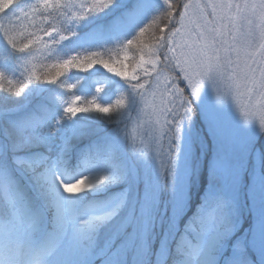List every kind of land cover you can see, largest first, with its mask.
Here are the masks:
<instances>
[{
  "label": "snow or ice",
  "instance_id": "6c2138e0",
  "mask_svg": "<svg viewBox=\"0 0 264 264\" xmlns=\"http://www.w3.org/2000/svg\"><path fill=\"white\" fill-rule=\"evenodd\" d=\"M0 46V264H81L99 218L83 220L79 198L107 179L88 172L109 162L106 145L119 137L100 135L101 117L116 123L150 96L163 101L167 73L178 68L195 95L193 76L230 72L237 91L264 101V0H0ZM95 65L120 78L114 104L59 91L81 84L73 69ZM37 95L45 99L33 104ZM188 101L161 103L163 120L146 132L169 131ZM162 137L144 151H161Z\"/></svg>",
  "mask_w": 264,
  "mask_h": 264
},
{
  "label": "rangeland",
  "instance_id": "374dc122",
  "mask_svg": "<svg viewBox=\"0 0 264 264\" xmlns=\"http://www.w3.org/2000/svg\"><path fill=\"white\" fill-rule=\"evenodd\" d=\"M95 72L91 70L89 76L96 98L113 89L112 80H120L106 69L101 72L111 78L100 80ZM175 72L196 103L211 139L208 172L203 177L208 146L203 137L199 139L201 160H195L196 126L188 104L187 114L169 131L156 123L152 132H146L157 119L163 120L161 103L167 105L182 95L177 78L167 73L163 101L159 94L150 96L131 118L122 116L103 128L108 133L119 129V137L107 144L112 148L105 150L116 166L107 163L88 172L96 181L107 179L79 198L82 219L99 218L92 221L82 244L81 264H264V143L257 146L264 133V101L237 91L230 72L193 76V82L200 81L195 95L185 74L178 68ZM101 86L104 92H97ZM3 96L0 91V100ZM81 115L86 114L78 113L77 118ZM153 133L163 136L158 141L162 150L144 151ZM193 197L196 208L184 219ZM108 227L106 239L103 235V240H95Z\"/></svg>",
  "mask_w": 264,
  "mask_h": 264
},
{
  "label": "trees",
  "instance_id": "16d2710c",
  "mask_svg": "<svg viewBox=\"0 0 264 264\" xmlns=\"http://www.w3.org/2000/svg\"><path fill=\"white\" fill-rule=\"evenodd\" d=\"M150 18L151 17L149 16L147 19H150ZM0 59H1L0 62H2L3 59H4V49H3L2 46H0ZM99 67H100L99 65H95L92 68H90L88 70V72H86V73L85 72H79L78 70L73 69L72 72L69 73V75L72 76L73 80H75L77 77H79L80 80H81V84H78L77 85V89H74V90L61 89L59 91L62 92L64 96L70 97L73 91H78V90H81V88H82V92H81L82 100H81V103H84L85 101L93 102V100H95V101L97 100L98 103H100V104L101 103L104 104V105H106V104L108 105L110 103L112 104L115 101L116 96L118 95V93L114 89L111 90L110 88H107L105 94H102V95H100L99 97L96 98L95 89L91 85V82H90V79H89L90 72H91V70H95L96 71V69L99 68ZM95 73H96L95 77L100 78V80L102 78L103 79L111 78V75L107 76L106 73H102L101 71L100 72H95ZM171 73L177 78V79L175 78L176 79V83L179 85V87L181 89V92H182V95H189L188 105L190 106L191 115H192V117H193V119L195 121V126H196V138H195V142H194V150H195L194 156H195V160L196 161L197 160H199V161L201 160L200 154H201V151H202V146L200 145L201 143H200L199 139L201 137H203L204 141L208 144V146L206 147V150H204L206 155L204 157V161H203L202 169H201V172L203 173V177H205V173L208 172V160H209L210 151L212 149V147H211V139H210V137H209V135L207 133L206 126H205V124H204V122L202 120L200 111H199L196 103L192 99L191 95L189 94V92H188V90L186 88V85L183 83L180 75L178 73H176L175 71L171 72ZM38 74H39V72H38ZM60 79H66V77H61ZM57 83H59V80H57ZM4 86L8 87L6 82H5ZM50 87H54V86H50ZM109 90H111V91H109ZM0 91L4 95L3 97L8 96V94L6 92H3L2 90H0ZM12 99H16V98L12 97ZM44 99L45 98L43 96L35 97V99H33L32 103L33 104H39ZM102 121H103V119H101V127L104 128L105 125L102 123ZM103 134H105V131H102L100 133V135H103ZM263 143H264V133L262 134V136L258 140L257 146L261 147L263 145ZM106 148H112V147L106 145ZM106 148H105V150H106ZM114 161L115 160H113V158H112V159L109 160L108 163H110V165L112 167H114V166H116ZM115 169H116V171L118 173H120L119 168L115 167ZM195 185H196V180H194V178H193V183H192V187H191V192L192 193L195 191V188H196ZM3 208H4V203H3L2 200H0V210H3ZM195 208H196V200L194 198L193 201H192V204H191V208L188 211V213L184 216V219L185 218L186 219L189 218L193 214V211L195 210ZM112 224L113 223L108 224V226L110 227V225H112ZM109 227L105 230V232L103 231V233H99L98 234L99 238H96L95 240H97V241L103 240V239H101V236H103V235H104V238L106 239L107 235L109 234V230L111 229ZM99 246L101 247L102 245L99 244L97 247H99ZM253 259H254V262H255L254 255H253Z\"/></svg>",
  "mask_w": 264,
  "mask_h": 264
},
{
  "label": "bare ground",
  "instance_id": "6f19581e",
  "mask_svg": "<svg viewBox=\"0 0 264 264\" xmlns=\"http://www.w3.org/2000/svg\"><path fill=\"white\" fill-rule=\"evenodd\" d=\"M89 177H90V179L93 181V182H96V180L91 176V175H89ZM81 187L83 188L84 187V185H81ZM189 262H187L186 264H188Z\"/></svg>",
  "mask_w": 264,
  "mask_h": 264
}]
</instances>
